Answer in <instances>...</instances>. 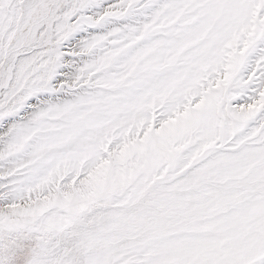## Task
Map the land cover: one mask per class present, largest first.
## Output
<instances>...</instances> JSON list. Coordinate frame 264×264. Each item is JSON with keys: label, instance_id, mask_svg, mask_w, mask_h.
Instances as JSON below:
<instances>
[{"label": "snow or ice", "instance_id": "6c2138e0", "mask_svg": "<svg viewBox=\"0 0 264 264\" xmlns=\"http://www.w3.org/2000/svg\"><path fill=\"white\" fill-rule=\"evenodd\" d=\"M0 264H264V0H0Z\"/></svg>", "mask_w": 264, "mask_h": 264}]
</instances>
